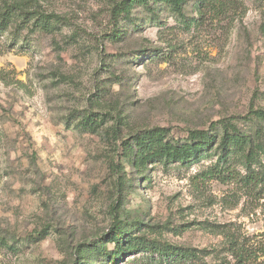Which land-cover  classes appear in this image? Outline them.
Returning <instances> with one entry per match:
<instances>
[{"label":"rangeland","instance_id":"374dc122","mask_svg":"<svg viewBox=\"0 0 264 264\" xmlns=\"http://www.w3.org/2000/svg\"><path fill=\"white\" fill-rule=\"evenodd\" d=\"M14 4L26 15L3 25ZM258 109L264 0H0V264H106L117 220L202 264H234L233 242L264 264V147L129 156L156 127L182 143L222 119L253 134ZM144 238L116 264H194Z\"/></svg>","mask_w":264,"mask_h":264},{"label":"trees","instance_id":"16d2710c","mask_svg":"<svg viewBox=\"0 0 264 264\" xmlns=\"http://www.w3.org/2000/svg\"><path fill=\"white\" fill-rule=\"evenodd\" d=\"M172 1L175 5H179V0ZM13 10L21 11L22 15H26L22 6L15 4L12 5V8L9 6L2 13L1 22L3 25L9 23V20L13 17ZM125 33L126 30H123L119 36ZM244 118H246L244 122L247 124L255 125L256 130L253 134H247L238 123L234 121L226 122L225 119L213 123L209 129H190V133L183 143L182 141L176 142L167 139L169 130L164 127L148 129L132 138L133 142L130 143L132 149H130L129 156H135L134 165H140L143 159H150L156 155L170 157L176 161H186L215 148L221 152V157L228 158L231 153L246 149V158H254L257 155V146L264 147V109H258L248 116H244ZM227 169H229V165H227ZM217 172L224 173L223 169H219ZM132 233L133 231L130 230L129 225L124 220H117L113 223L110 234L117 241L119 249L114 253H109L106 252V248L102 244H97L100 249V256L106 258V264H116L119 256L122 255L120 247L126 243L132 244L134 239L144 238ZM142 244L145 250L156 253L159 258L170 260L171 263L189 259L194 264H202L204 251L201 249L185 248L169 243L162 244L158 241L149 242L146 238H144ZM229 250L235 260L234 264H253L255 261L253 252L245 249L241 244L238 245L233 242Z\"/></svg>","mask_w":264,"mask_h":264}]
</instances>
